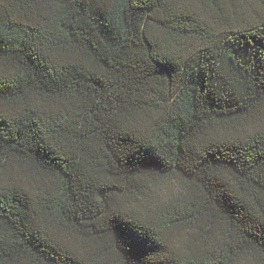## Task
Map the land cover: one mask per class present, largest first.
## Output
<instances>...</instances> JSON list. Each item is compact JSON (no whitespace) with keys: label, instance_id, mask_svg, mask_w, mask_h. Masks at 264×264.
<instances>
[{"label":"trees","instance_id":"1","mask_svg":"<svg viewBox=\"0 0 264 264\" xmlns=\"http://www.w3.org/2000/svg\"><path fill=\"white\" fill-rule=\"evenodd\" d=\"M0 264H264V0H0Z\"/></svg>","mask_w":264,"mask_h":264}]
</instances>
